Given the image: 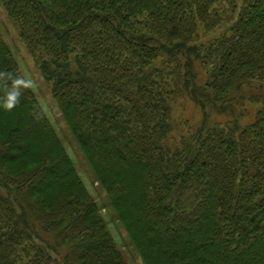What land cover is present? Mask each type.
<instances>
[{"label":"trees","instance_id":"1","mask_svg":"<svg viewBox=\"0 0 264 264\" xmlns=\"http://www.w3.org/2000/svg\"><path fill=\"white\" fill-rule=\"evenodd\" d=\"M0 2L144 264H264V0ZM0 72L23 77L1 31ZM101 212L25 89L0 109V264H129Z\"/></svg>","mask_w":264,"mask_h":264},{"label":"rangeland","instance_id":"2","mask_svg":"<svg viewBox=\"0 0 264 264\" xmlns=\"http://www.w3.org/2000/svg\"><path fill=\"white\" fill-rule=\"evenodd\" d=\"M0 31L14 53L22 76L32 82V89L72 158L78 174L92 197L98 202L102 211V216L108 224V230L124 252L127 262L129 264H144L140 255L131 244L124 226L121 224L117 213L108 199L107 193L98 183L92 168L72 136L65 119L61 116L49 85L45 82L33 58L21 41L16 25L8 17L1 2ZM247 94L244 100L237 102V106L235 105L233 112L231 110L222 113H211V121L226 122L229 119H233V116H239L244 113L246 115L247 112L253 113V110L256 109L257 106L252 103V100H249L251 94ZM185 103L184 107L180 105L175 112V123L177 125L173 136L175 139H180L188 132V129L192 127L196 128L204 118L203 111L196 107L190 100L185 101ZM243 119L245 123H248L251 121V116Z\"/></svg>","mask_w":264,"mask_h":264},{"label":"clouds","instance_id":"3","mask_svg":"<svg viewBox=\"0 0 264 264\" xmlns=\"http://www.w3.org/2000/svg\"><path fill=\"white\" fill-rule=\"evenodd\" d=\"M0 81L4 83V94L0 96V109L11 111L19 103L23 91L32 87V82L14 74L0 72Z\"/></svg>","mask_w":264,"mask_h":264}]
</instances>
